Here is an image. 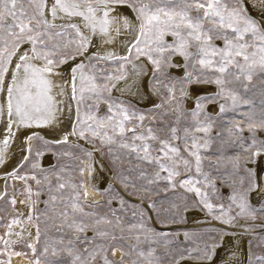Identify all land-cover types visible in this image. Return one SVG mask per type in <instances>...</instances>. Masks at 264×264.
<instances>
[{
    "label": "snow or ice",
    "instance_id": "1",
    "mask_svg": "<svg viewBox=\"0 0 264 264\" xmlns=\"http://www.w3.org/2000/svg\"><path fill=\"white\" fill-rule=\"evenodd\" d=\"M116 6L130 8L138 21V24H134L129 21L127 16L121 18L124 27L132 32L131 39L125 45L127 53L118 55L115 52H107L102 56L98 53H90L89 49L93 46L92 37L97 32L109 37L104 41L105 43L112 42L109 33L112 25L118 21L115 17L110 16V13L115 11ZM253 7L256 5L254 4ZM193 9L197 13L195 16L191 15ZM101 10L103 14L98 15ZM261 11L264 13V7L261 8ZM77 19L81 23H77ZM57 20L66 21V23L57 24ZM83 29H87L90 35H85ZM116 32L119 34V28H116ZM168 34L174 37L171 44H166L164 41L165 35ZM61 38H67V41L62 43ZM217 39L223 40V47L214 43ZM25 45L28 47L25 48ZM191 48H195L196 51H190ZM166 50L169 56L180 54L186 60L191 58L199 64L200 72L196 79H193L194 73H186L184 81L189 84L214 83L217 86L218 91L214 95L196 98V107L191 112L194 118L203 114L202 101H214L221 97L225 100H231V108L225 103H221L219 105L220 114L229 110L235 111L241 105V96L236 91L235 85H239L240 88L248 91L249 84L244 83V81L250 83L254 76L261 80L260 90L264 92V21L257 22L249 14L246 0H0V93L6 90L5 104H0V118L4 117L5 112L7 115L6 134L0 141V145L3 146L0 147V164L5 162V151L19 130L33 128L56 130V126L59 124L58 114L63 111L61 105L64 104V101L57 97H63L66 93L64 85L54 84L51 77L59 75L57 71L59 65L67 64L69 60L79 61L71 68L72 100L76 104V120L73 123L71 133L63 135L59 140L51 141L39 132L32 131L25 137L28 155L23 157V161L12 172L5 174L6 178L19 179L25 182L32 179L40 183L35 175L29 176L27 173L18 175L20 168L32 156L33 141H38L43 148H48L52 144H66L69 135L87 140V134H91L92 137L100 139L102 144L111 145L114 143V136L105 131L111 125L113 132L118 130L120 137H125L129 132L132 134L131 143H121L119 145L121 148H130L133 153L137 154V159L146 161L158 169L154 172L153 179L149 180V184L162 180L166 181L172 189L179 187L187 192H193L199 201H193L192 207L200 208L201 211L207 209L209 213H212L213 205L208 203L207 196L201 193V189L197 186L198 182L194 181L191 176L178 179L182 175L179 165L182 163L183 171L189 172L192 168V160L184 157L179 146L172 143V141L184 142L183 150L194 158L195 170L200 173L202 165L200 149L208 147V139H205L203 144L199 143V138L190 133L188 128L184 129L183 136H179L175 126L168 128L165 137L157 134L164 129H158L154 132L151 127H148L144 130V114L138 113L131 106L123 107L121 106L122 102L118 103L112 100L110 96L104 95L105 92H111L112 88H115L116 85L111 83L113 80L120 81L126 78L120 73H123L126 64L132 62L133 52L136 54L137 60L142 56L147 57L153 65L159 68L160 60L154 58V53L160 54L163 58ZM94 60L118 63L116 72H103L101 70V75L105 79L103 84L97 82L96 75H89L85 72L86 68L96 69L97 65L92 63ZM133 67L136 66L133 65ZM137 74L139 75V73ZM9 75L11 76L10 79H8ZM54 88L60 89L55 95L53 94ZM168 91L170 96L163 103H168L174 99L175 89L169 87ZM86 101L106 102L109 114L104 117L93 114L94 106L86 103ZM242 102L244 104L251 103L250 100H243ZM163 103L154 105V109H161ZM261 104H264V100L261 101ZM95 107L98 108L99 104L97 103ZM68 110H72L71 105H68ZM132 118L136 119L133 120ZM212 120V117H206L205 121L197 120L196 131L203 132L207 136L212 127ZM176 122L179 123V117H177ZM128 123H133L134 127L128 128ZM14 127L16 131H13ZM237 128L239 129V126ZM137 129L141 130L137 131ZM249 130H253L252 125H249ZM239 139L243 141L242 137ZM136 141H140V143L137 144ZM154 142H159L158 151L160 155L153 156L152 154L155 147ZM256 146L255 137H253L251 144L244 145L245 149ZM261 151H264V144L253 155H259ZM35 155H43L39 147L35 148ZM88 155L91 156V153ZM235 166L239 167L238 160ZM35 167L38 165L33 164V168ZM161 173H166V175H161ZM141 175L145 176V173L141 172ZM244 179V177L241 178L242 184ZM247 179L249 192L264 195V186L258 182V177L253 170H248ZM65 186L64 183H60L58 187L63 189ZM5 188H7V184ZM26 191L31 193V188H26ZM6 194V191L0 193V199H3ZM86 198L87 193L85 192V201ZM52 199L55 200L56 197H52ZM230 199L235 203L237 196L234 194ZM239 200L237 215H243L247 212L255 218L254 214L257 211L264 212V208L251 207L245 195H240ZM10 202L13 205L16 203L15 199ZM24 202L21 201V203ZM121 203L123 204V200ZM70 204L73 213H84V209L80 206V194L78 192L70 198ZM149 207L155 211L158 217L167 218L170 216L173 222L181 211L187 212L189 210L186 199L183 203L174 200L169 201L168 207H164L162 203L153 200ZM219 210L221 216L225 215L223 206ZM84 214L95 216L94 213ZM112 214L115 217L114 221L106 216L97 218L95 225L103 224L107 227H93L95 235L92 238L84 237V241L95 244L97 237L110 238L111 241H116L118 238L115 230L119 229L123 233V225L115 211ZM60 215L67 217L69 213L65 210ZM143 215L144 213L141 212L139 223L129 226L130 231L146 228L143 223ZM28 219L31 221V214ZM13 223H18V221L14 220ZM66 226L76 232H84L88 227L83 221H77L75 217ZM10 228L11 226H9V233L7 234H10ZM149 231L153 230L149 229ZM155 235H159L165 244L175 242L168 238V233ZM155 235L146 237V239H155ZM183 235L185 242H196L200 239L199 234L195 232H184ZM39 237L40 230L37 227V241H39ZM75 240L79 241L80 237H76ZM137 240H139V236H137ZM61 241H63V237H61ZM28 247L35 253L36 248L33 244H28ZM208 247L206 244L203 249L198 247L182 249L181 259L186 258L185 251L187 258H191L193 251H195L203 252V255H198L197 259L210 261L212 256L208 252ZM212 247H216V245H212ZM65 248L70 257L69 264H88L89 260L94 261L101 252L105 253L100 257L103 264H123L124 254H121L119 262L110 260L106 255L108 247L103 244L95 245L92 249L86 248L81 253L74 247V241L69 239ZM117 250L112 248L113 256L116 255ZM47 251L48 248L45 247L44 253ZM153 253L154 250L149 251L147 257H152ZM139 254L141 257L145 256L143 251ZM52 255L57 256L55 248ZM255 260L264 264V255L256 256ZM36 264H40L39 259H37ZM47 264H60V262L50 260ZM133 264H137V262L133 261ZM250 264H252L251 257Z\"/></svg>",
    "mask_w": 264,
    "mask_h": 264
},
{
    "label": "rangeland",
    "instance_id": "2",
    "mask_svg": "<svg viewBox=\"0 0 264 264\" xmlns=\"http://www.w3.org/2000/svg\"><path fill=\"white\" fill-rule=\"evenodd\" d=\"M191 15H197L195 9L192 10ZM66 41L67 38H61L62 43ZM164 41L166 44H171L174 41V37L170 34L165 35ZM214 43L223 47L222 39H217ZM190 51L195 52L196 49L191 48ZM154 58L160 60L159 68L153 65L147 57L142 56L139 59L145 61L151 69L148 78V88L156 100L155 105L162 104L165 100H168L170 96L169 87L175 89L174 99L168 103H163L161 109L155 110L154 105L142 108V106H138L131 101L113 96L110 92H105L104 95L110 96L112 100L118 103L122 102L121 106L123 107L131 106L138 113L144 114V130L148 127H151L154 132L158 129H164V131L157 132V134L165 137L168 128L175 126L178 129L177 135L179 136H183L184 129L188 128L190 133L199 138V143L203 144L204 140L208 139V147L200 149L202 156L200 173L195 170L194 158L183 150L184 142L172 141V143L179 146L184 157L192 160V168L189 172L183 171L182 163L179 165L182 175L178 179H185L191 176L194 181H197V186L201 189V193L206 195L207 202L213 205V212L209 213L207 209L201 211L200 208H193V201H199V198L193 192H187L179 187L172 189L166 181L162 180L149 184V180L153 179V174L158 169L146 161L137 159V154L133 153L130 148L126 149L119 146L124 142L131 143L132 134L130 132L125 137H120L118 130L113 132L111 125H109L105 131L109 135L114 136L113 144H102L100 139L92 137L91 134H87V140L84 139L88 142L92 141L89 142L90 145L94 148L97 157L99 156L98 158L104 162L111 176V182L103 188H99L91 180L94 173V155L88 147L78 142H67L66 144H52L48 148H43L38 141H33L34 150L32 156L20 168L18 175L26 173L29 176L35 175L40 183L32 179H28L25 182L4 176L3 186L4 192L6 191L7 194L3 199H0V264H13V257L22 258L29 264H36L37 259H39L40 264H47L50 260H58L60 264H69L70 257L67 255L65 248L69 239L74 241V247L81 253L86 248L92 249L98 244L108 247L106 255L110 260L119 262L123 253V264H133V261H136L137 264H149V261H151V264H173L181 259L182 249H195L197 247L203 249L206 244L209 246L208 252L210 254L212 248H214L212 245H217L220 242L222 234L226 233L223 230L227 229L222 230L212 225H188V214H191V217L200 214L203 219H208L224 227H233L239 224V231H250L252 226L247 224L248 222L260 225L249 234L246 247L247 261L245 264H250V257L252 258V264H262V262H257L255 257L264 255V212L257 211L254 214L255 218L247 212L243 215H237L240 195L246 196L247 202L251 207L256 209L264 208V199L258 206H254L251 203L249 199L250 192L248 191L249 181L247 179V172L249 169L253 170L252 164L256 160V155H253V153L264 144V141L259 136L264 135V104H261V101L264 100V92L260 90L261 80L254 76L250 83L244 81V83L249 84L248 91L240 88L239 85H235L236 91L241 96V105L235 111L229 110L220 114L219 105L221 103H225L231 108V100H225L221 97L214 101H202L203 114L194 118L191 112L196 107L197 97L193 98L192 104H188L189 97L187 96L190 93L191 86L196 85V83L189 84L184 81V77L186 73H194L193 79H196L200 72L199 64L191 58L186 60L180 54L169 56L167 50L163 58L158 53H154ZM132 60L131 63L137 60L134 52ZM78 62V60L74 61L72 65L74 66ZM92 63L97 65L96 69L86 68L85 72L89 75H96L97 82L100 84L105 82L104 77L101 75V70L103 72H116L118 68V63L114 61L94 60ZM134 70L141 72L143 68L139 66L135 67ZM126 71L127 64L123 73L120 74L126 76ZM115 81L113 80L111 83ZM200 84L210 85L212 88L209 94L201 96H212L218 91L214 83ZM253 85H256V87H253ZM243 100H250L251 103L244 104ZM86 103L94 106L93 114L100 117L109 114L108 105L104 101H86ZM97 103L99 104L98 108L95 107ZM213 104H215L214 111L210 109ZM177 117H179L178 124L176 122ZM206 117L213 118L211 121L212 127L207 136L203 132H197L195 128L196 121H205ZM132 119L135 120L136 118ZM249 125H252V131L249 130ZM237 126H239V129ZM127 127L132 128L134 124L128 123ZM140 130L137 129V131ZM239 137H242L243 141ZM253 137L257 141V146L245 149L244 145L251 144ZM136 143L139 144L140 141H136ZM190 143L189 139V145ZM154 144L153 156L160 155L158 151L159 142H154ZM37 147L43 152L42 156L35 155V148ZM88 153H91V156ZM260 153L264 154V151ZM140 154L142 155V153ZM46 156L50 158V161L42 164V162H45ZM237 160L239 161V167L235 166ZM33 164L38 165V167L33 168ZM141 172H144L145 176H142ZM161 175H166V173H161ZM242 177L245 178L243 184L241 183ZM60 183H64L66 185L65 188L59 189ZM6 184L7 188H5ZM29 187L31 188V193L26 191V188ZM77 192L80 194V206L84 209V213H94L95 216H88L79 212L73 213L70 198ZM85 192L87 193L86 201L84 199ZM234 194L237 196L235 203L230 199ZM52 197H56V199L53 200ZM12 199H15V205L10 202ZM185 199L189 205V210L187 212L181 211L175 222L170 216L167 218L158 217L155 211L149 207L153 200L162 203L164 207H168L169 201L174 200L183 203ZM121 200H123V204ZM21 201H25L30 207L27 216L29 217L31 214L32 221H29L28 217H26V220L35 227V241L33 243L29 242V238L26 235L22 236L23 238L17 236L13 239L6 236V232H9V226H11L10 222L14 220V217L16 219L18 217L16 204L21 203ZM221 206H223L225 213L223 216H221L219 210ZM201 207H203L202 204ZM65 210L69 215L62 217L60 213ZM113 211L120 217L123 225V233L119 229L115 230L118 239L111 241L110 238L97 237L95 244L85 242L84 237L92 238L95 235L93 227H107L103 224L95 225L97 218L106 216L113 221L115 220L112 214ZM141 212L144 213L143 223L146 228L130 231L129 226L131 224L141 221ZM74 217L77 221H83L84 224L88 225L84 232H76L66 226L67 223L72 222ZM216 217L221 218L217 219ZM210 221L206 223L211 224L212 222ZM18 223L21 225V220ZM37 227L40 230L39 241H37ZM5 228L8 230L5 231ZM12 228L18 235V228L11 226L10 231ZM149 229L153 231H149ZM184 232L198 233L200 239L196 242H185ZM159 233H168V238L175 242L165 244L159 235H155ZM177 234L179 235L177 236ZM154 235L155 239H146V237H153ZM121 236L122 238H120ZM137 236H139V240H137ZM6 237L9 239L7 243H5ZM61 237H63V241H61ZM76 237H80V240L76 241ZM27 243L35 246V253L28 247ZM45 247L48 248L47 253H44ZM54 248L57 250V256L55 257L52 255ZM112 248L118 249L115 256L112 255ZM151 250H154V253L149 258L147 253ZM141 251L145 253V256H140L139 253ZM17 253H20V255H17ZM104 254L103 252L99 253L96 259L94 261L89 260L88 264H103V260L100 257ZM184 254L187 257L186 251ZM198 255L202 256L203 252L193 251L191 257H197ZM85 256H87V253H85Z\"/></svg>",
    "mask_w": 264,
    "mask_h": 264
},
{
    "label": "bare ground",
    "instance_id": "3",
    "mask_svg": "<svg viewBox=\"0 0 264 264\" xmlns=\"http://www.w3.org/2000/svg\"><path fill=\"white\" fill-rule=\"evenodd\" d=\"M248 12L251 16H253L257 21H264V13H262L261 8L264 7V0H246ZM256 7H253V5ZM102 10L98 12V15H102ZM110 16L115 17L118 23H114L112 25L109 36L112 38L111 43H105L104 41L109 37L104 36L97 32V34L92 37L93 46L90 47V53H98L99 55H104L107 52H115L118 55H124L127 53V49L125 47L126 43L131 39L132 32L129 29H126L123 25L122 17L127 16L129 21L138 24L136 20L135 13L132 10L125 6H116L115 11L110 13ZM77 23H81L79 19L76 20ZM57 24L66 23V21L57 20ZM116 28H119V34L116 32ZM85 35H90L87 29H83ZM171 39V38H170ZM25 48L28 45L24 46ZM133 61V60H132ZM74 61H69L67 64L59 65L57 71L59 72L58 76H52L51 79L56 85H64V91L66 95L63 97H57L58 99H62L64 104L61 105L63 111L58 114L59 116V124L56 126V130L53 131L49 128H33V129H21L17 132V135L11 140L5 151V162L0 164V193L4 192V176L7 173L13 171L22 161L23 157L27 155V143L25 141V137L29 135L32 131L39 132L41 135L45 136L47 139L51 141L59 140L65 134H69L72 131V126L76 118V104L75 101L72 100V89H71V68L73 67ZM179 64V63H178ZM142 67L143 70L140 72L134 70L135 67ZM181 67V66H180ZM179 69V68H178ZM126 78L124 80L115 81V88H112L111 94L113 96H117L127 101H131L138 106L149 107L156 104V100L154 99L150 89L148 88V78L151 72V69L142 59H138L133 63L127 64ZM139 73V75L137 74ZM11 76L9 75L8 79ZM212 88L203 84L192 85L190 88V93L187 97H189L188 104L191 103L193 98H196L201 95L209 94ZM59 88L53 89V94L55 95L59 92ZM6 101V90L3 93H0V104H5ZM192 104V103H191ZM68 105H71L72 110H68ZM215 104L210 106V109L214 111ZM7 127V115L3 118H0V141L3 140L5 136V129ZM13 131H16L15 127ZM264 141V135H259ZM68 142H78L86 147H88L92 154L94 155V173L91 178L94 184H97L99 188L105 187L106 184L111 182V176L107 171V167L104 162L97 157L94 148L90 145V143L84 139L79 138L78 136L69 135ZM0 147H3L0 145ZM93 158V157H92ZM50 161L48 156L45 157V162L42 164H46ZM250 166V165H249ZM253 171L256 173L258 177V182L264 186V154L260 153L256 155V160L252 164ZM22 199V198H21ZM249 199L254 206H258L260 202L264 199V195L257 192H250ZM28 200V199H27ZM28 202V201H27ZM30 204V203H29ZM16 210L18 211V217H14V220H21V225L18 223L10 222L11 226H16L19 230L18 235L13 230L10 231V234L6 228V236L13 239L17 236H28L29 242L33 243L35 241V227H33L28 220V212L30 210L29 205L25 203H17ZM31 213V212H30ZM16 214V213H15ZM17 216V215H16ZM191 214H188V225H212L215 228L227 229L223 230L226 233L222 234L220 242L216 245V247L212 248L210 255L212 259L209 260H200L197 257L179 259V264H245L247 261V241L249 238V234L253 231L254 228H258L260 225L254 222H248L247 224L252 227L250 231H239L238 226L233 227H224L222 225L215 224L213 221L208 219H203L199 214L197 216L191 217ZM32 221V220H31ZM207 221L212 222L211 224L206 223ZM256 224V226H254ZM244 225V224H243ZM248 226V225H247ZM246 226V227H247ZM245 227V228H246ZM8 228V227H7ZM11 229V228H10ZM15 229V228H14ZM247 229V228H246ZM16 230V229H15ZM4 231V232H5ZM15 233H13V232ZM23 238V237H22ZM7 239V237H6ZM7 239L5 242H7ZM26 241V240H25ZM4 242V241H3ZM28 244V243H27ZM3 245V243H2ZM9 249V247H8ZM32 250V249H31ZM30 250V251H31ZM248 251V250H247ZM14 252V251H13ZM15 253V252H14ZM249 255V254H248ZM13 264H29L22 258L13 257ZM177 261V262H178ZM173 263V264H177Z\"/></svg>",
    "mask_w": 264,
    "mask_h": 264
},
{
    "label": "water",
    "instance_id": "4",
    "mask_svg": "<svg viewBox=\"0 0 264 264\" xmlns=\"http://www.w3.org/2000/svg\"><path fill=\"white\" fill-rule=\"evenodd\" d=\"M259 22V21H258Z\"/></svg>",
    "mask_w": 264,
    "mask_h": 264
}]
</instances>
